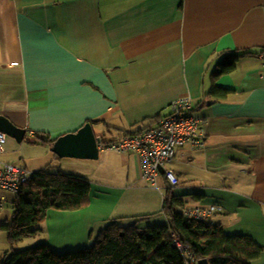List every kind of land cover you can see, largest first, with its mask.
I'll list each match as a JSON object with an SVG mask.
<instances>
[{
	"label": "crops",
	"instance_id": "crops-1",
	"mask_svg": "<svg viewBox=\"0 0 264 264\" xmlns=\"http://www.w3.org/2000/svg\"><path fill=\"white\" fill-rule=\"evenodd\" d=\"M231 52L252 54L213 77ZM263 52L264 0H0V114L27 130L23 141L6 135L0 166L32 173L59 167L87 178L91 191L92 184L103 189L70 210L99 212L88 217L90 237L112 218H155L169 185L165 173L154 186L136 152L101 144L154 126L173 101L189 97L204 119L203 144L189 149L187 161L167 164L179 179L172 191L184 205L221 206L211 221L264 246L255 235L264 229ZM214 83L228 94L211 93ZM88 122L101 138L98 158L52 151L58 137Z\"/></svg>",
	"mask_w": 264,
	"mask_h": 264
},
{
	"label": "trees",
	"instance_id": "trees-1",
	"mask_svg": "<svg viewBox=\"0 0 264 264\" xmlns=\"http://www.w3.org/2000/svg\"><path fill=\"white\" fill-rule=\"evenodd\" d=\"M250 54L229 53L219 62L213 77L232 72L239 58ZM210 92L224 97L229 91L214 83ZM140 133L128 131L125 135ZM171 185L169 181L160 211L166 215L165 222L142 226L141 222L152 214L135 216L132 221H125L130 217L112 218L99 230L93 246L65 252L56 251L46 242L21 250L11 246L12 252L0 264H187L171 233L187 244L195 258H206L209 264H254L261 257L264 246L252 236L230 235L220 222L197 220L178 211L176 206H184V201L174 194ZM13 193L12 220L0 224V231L7 232L11 244L36 233L37 224L46 221L48 210H77L91 203L89 180L63 170L33 172L21 190ZM2 209L0 205V213Z\"/></svg>",
	"mask_w": 264,
	"mask_h": 264
},
{
	"label": "built area",
	"instance_id": "built-area-1",
	"mask_svg": "<svg viewBox=\"0 0 264 264\" xmlns=\"http://www.w3.org/2000/svg\"><path fill=\"white\" fill-rule=\"evenodd\" d=\"M264 58V52L262 53ZM264 78V71L261 73ZM195 106L189 97H180L169 105V111L154 125L140 134L125 135L120 138L104 142L101 148L117 152H136L143 163V177L154 186H158L161 167L170 183L175 186L178 177L174 171L167 168V164L175 158L188 160L191 157L189 149L203 144L202 116L197 115ZM6 134L0 130V152ZM179 152V154H177ZM32 176V172L24 166L6 163L0 166V205L4 207L6 192H19ZM221 206L188 204L182 211L185 215L204 221H211L214 214L221 211ZM174 243L187 257V264H199V260L191 254L187 244L175 233H171Z\"/></svg>",
	"mask_w": 264,
	"mask_h": 264
},
{
	"label": "rangeland",
	"instance_id": "rangeland-1",
	"mask_svg": "<svg viewBox=\"0 0 264 264\" xmlns=\"http://www.w3.org/2000/svg\"><path fill=\"white\" fill-rule=\"evenodd\" d=\"M116 132V131H115ZM116 136V135H115ZM18 155V153H17ZM65 162L78 163L75 158H64ZM187 161V160H185ZM177 163V162H176ZM183 164V163H177ZM56 166V165H54ZM57 167V166H56ZM59 170L60 168L57 167ZM57 168H53L52 170H56ZM193 180H187L184 184L185 186H189V189L192 190ZM93 190L91 191L93 196H97L99 191H102L99 186L96 184H92ZM14 194L9 197H6V202L0 213V224L8 223V221L12 220L14 204L13 198ZM104 196H101V199ZM162 208V206H161ZM95 210V209H93ZM100 210H103L100 208ZM90 213L93 214L94 217L99 216V212L95 210L91 212V210H80V212H72L70 210H59V209H50L48 210V216L46 221L41 224H37L39 230L32 234L25 236L24 238L16 241L15 243L10 242L8 238V234L5 230L0 231V262L6 257V254L11 253L9 249L11 246L14 247V250H21L28 247L35 246L37 244L46 242L47 244H51V246L57 249L59 252L65 251H76L80 248H86L93 246L97 237V230L102 227L103 224L96 225L95 234L90 237V229H86L88 223V217ZM158 214V213H157ZM107 216V210L101 213V217ZM166 216L164 213L158 214L155 218H148L142 221V224H150L157 222H165ZM249 221V220H248ZM253 227H257V223L250 220L249 221ZM258 222V221H257ZM261 226L264 228V218L261 217L259 219ZM239 224V222H236ZM95 227V226H94ZM93 227V228H94ZM86 230V231H85ZM256 237L261 240V243L264 245V229L260 232H255ZM86 240H88L86 242ZM86 242V243H85ZM262 262L260 264H264V253L262 255Z\"/></svg>",
	"mask_w": 264,
	"mask_h": 264
},
{
	"label": "water",
	"instance_id": "water-1",
	"mask_svg": "<svg viewBox=\"0 0 264 264\" xmlns=\"http://www.w3.org/2000/svg\"><path fill=\"white\" fill-rule=\"evenodd\" d=\"M0 130L6 135L23 141L27 130L17 126L7 116L0 114ZM101 138L96 136L92 123H86L77 132L68 133L58 137L51 146L52 151L61 157H77L96 159L99 157L98 143ZM161 172L164 168L161 167ZM200 264H209L208 259H201Z\"/></svg>",
	"mask_w": 264,
	"mask_h": 264
}]
</instances>
